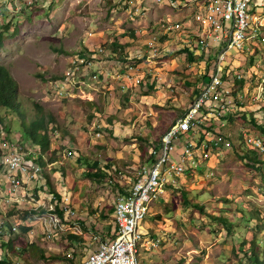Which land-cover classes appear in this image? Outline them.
Instances as JSON below:
<instances>
[{
  "label": "rangeland",
  "instance_id": "1",
  "mask_svg": "<svg viewBox=\"0 0 264 264\" xmlns=\"http://www.w3.org/2000/svg\"><path fill=\"white\" fill-rule=\"evenodd\" d=\"M196 6V1L175 7L155 0H0V65L19 83L28 122L46 115L50 140L44 174L40 146L23 133L17 115L1 110L6 128L0 129V260L79 264L113 238L115 217L103 218L102 212L136 181L164 132L222 65L225 73L230 69L223 80L234 109L210 125L231 144L211 146L208 166L158 195L142 222L144 231L155 230L149 234L158 245L149 259L142 254L140 260L253 264L255 252L264 264V155L246 143V136L264 138V30L245 49L220 60L222 47L214 48L219 46L214 41L213 48L197 46L206 33L194 20ZM171 23L180 27L169 28ZM126 33L135 37L127 39ZM194 50L204 53L199 57ZM80 54L91 65L76 78L91 84L67 96L60 82ZM128 54L132 57L125 59ZM128 65L143 78L122 92ZM13 148L25 154L29 172L41 167L32 178L19 172L17 189L5 181L11 173L1 162ZM58 203L64 221L53 212ZM55 214L61 225L50 219ZM72 232L85 243L71 241ZM20 241L36 244L46 258L32 254L25 261Z\"/></svg>",
  "mask_w": 264,
  "mask_h": 264
},
{
  "label": "built area",
  "instance_id": "2",
  "mask_svg": "<svg viewBox=\"0 0 264 264\" xmlns=\"http://www.w3.org/2000/svg\"><path fill=\"white\" fill-rule=\"evenodd\" d=\"M155 1L175 7H181L182 3L179 0ZM196 3L194 20L199 24L201 33H206L197 46L213 48L210 42L214 41L219 45L214 48L222 47L218 56L220 60H224L226 54L233 49H245L246 44L264 30V0H196ZM168 27L176 29L180 24L171 23ZM100 50L103 51V48ZM193 53L202 55L204 51L194 50ZM71 61L72 67L69 68L67 77L60 82L61 92L67 96L73 95L77 86L83 90L85 85L91 84L76 78L79 71L91 65L88 56L80 54ZM128 66L121 75L124 79L120 84L122 92H128L130 86L140 85L143 78L138 68ZM226 73H230V69ZM226 73L222 65H217L199 97L164 132L158 148L150 151L152 159L140 168L136 181L115 202L114 237L101 242L79 264H141V255L158 245L142 227L150 213L151 204L159 194L165 192L167 185L175 184L179 178L197 173L203 166H208L211 146L227 147L231 144L228 138L214 132L210 125V122H219L234 109L229 101L230 90L224 85L223 75ZM201 128L205 129L200 136L195 137L193 134ZM246 143L264 155V138L246 136ZM1 149L2 147L0 151ZM1 162L11 173L8 185L11 184L13 189L15 186L16 189L20 187L19 172L21 175L30 174L32 178L41 171L40 165H34L33 172H29L25 154L14 148L1 156ZM68 200L67 197L66 201ZM50 219L56 226L61 225L56 214Z\"/></svg>",
  "mask_w": 264,
  "mask_h": 264
},
{
  "label": "trees",
  "instance_id": "3",
  "mask_svg": "<svg viewBox=\"0 0 264 264\" xmlns=\"http://www.w3.org/2000/svg\"><path fill=\"white\" fill-rule=\"evenodd\" d=\"M7 29H9L8 25L5 26ZM4 32L0 33V46H2L3 42V36ZM127 35V33L125 34ZM129 38H133L135 37V35H129ZM105 45V44H104ZM131 54H128V56H126L125 59H129ZM196 56H201V55H196ZM132 57V55H131ZM194 57L191 56V59H193ZM5 109L7 111V115L11 116V114L17 115L19 121L21 122V126H22V130L23 133H25L26 135H28L29 140H31V142L35 145H39L41 148V155L39 157V163L44 167V174L46 173V161L44 159V154L46 152V150L49 149V136H48V124H47V120H46V115H40L39 118L32 120L31 122H28L27 119V115L26 112L24 110V106L22 104V100L20 98L19 95V83L16 80V78L12 75L11 71L4 65H0V129L6 128V124H4V120H5V116L2 115L1 110ZM48 164V163H47ZM89 175L91 176H95V173H90L88 172ZM51 190H53L52 185H49ZM120 190L123 191L124 187L123 186H119ZM59 197V194H58ZM198 207L199 204H197ZM202 209V208H201ZM42 211H46V210H42ZM63 221H64V209L63 207L59 206V203L56 204L54 211ZM115 217V207L112 206L109 211L102 212L101 216L103 218H108L110 216ZM212 215V217H216L213 214H209ZM222 219L223 221H225L224 218H219ZM82 224L83 221H81ZM66 224L70 225L69 222H67ZM72 226V225H70ZM85 227V226H84ZM87 229V227H85ZM11 233L13 232V230L10 231ZM70 240L71 241H75V242H83L85 243V238L83 236H81L80 234L76 233V232H72L70 235ZM13 240V239H12ZM12 240L8 242V245L10 246L11 249H13V251H15V246L12 243ZM20 243L22 244V249L20 250L21 256L24 257L25 261L30 262L31 261V255H39L43 258H46L44 254H41V250L40 247L37 246L34 243H25L23 241H20ZM30 248V249H29ZM3 252V248L0 247V255ZM16 252V251H15ZM92 252V251H91ZM52 257H57L55 254H51ZM0 264H15L14 262L8 260V259H4V260H0ZM253 264H263L260 259L258 254H256L254 252L253 254Z\"/></svg>",
  "mask_w": 264,
  "mask_h": 264
},
{
  "label": "crops",
  "instance_id": "4",
  "mask_svg": "<svg viewBox=\"0 0 264 264\" xmlns=\"http://www.w3.org/2000/svg\"><path fill=\"white\" fill-rule=\"evenodd\" d=\"M193 1H196V0H183L182 3H181V6H183V3H186V5H187V4H189L190 2H193ZM125 37H126L127 39H133V38H129L128 35H125ZM142 74H143V73H142ZM51 165H52V163H51ZM4 179H5V181H8V175H6V177H5ZM7 184H8V182H7ZM152 209H154V208L151 207L150 212H151ZM149 214H150V213H149ZM149 214H148V215H149ZM152 214H153V212H152ZM143 226L145 227V224H144ZM114 230H115V228H114ZM143 230H144V229H143ZM150 230H151V231H150L151 233L155 232V230L152 229V228H150ZM146 231H147V230H146ZM146 231H145V232H146ZM150 232H149V233H150ZM150 254H151V253H149V251H145L144 254H143V256H145L146 259H149ZM149 261L152 262L153 260L150 259Z\"/></svg>",
  "mask_w": 264,
  "mask_h": 264
}]
</instances>
